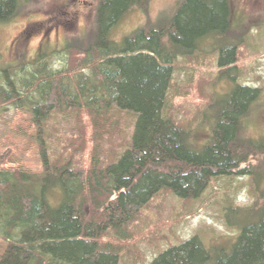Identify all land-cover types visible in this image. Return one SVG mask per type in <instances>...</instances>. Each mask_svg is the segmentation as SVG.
Returning a JSON list of instances; mask_svg holds the SVG:
<instances>
[{
    "label": "trees",
    "instance_id": "16d2710c",
    "mask_svg": "<svg viewBox=\"0 0 264 264\" xmlns=\"http://www.w3.org/2000/svg\"><path fill=\"white\" fill-rule=\"evenodd\" d=\"M149 2L99 0L91 33L68 42L60 71L49 68L46 54L13 82L9 77L21 76L23 68L1 71L8 85L0 84V109L32 114L42 165L39 171L21 164L0 169V238L8 243L1 264H119L120 241L131 238L136 215L162 191L198 199L220 176H253L246 164L264 154V144L242 132L261 90L236 85L230 95L216 97L203 116L211 134L201 146L194 128L163 116L175 64L195 56L206 38L221 39L219 68L236 72L246 39L230 36L231 1L181 0L171 17L114 41L123 18ZM25 6L26 0H0V23ZM114 109L134 116L135 132L123 153L112 149L106 157L107 128L119 133ZM56 115L74 120L60 140L50 125ZM261 188L256 185L251 206L227 203V226L238 232L231 248L208 246L196 235L161 251L151 264H264Z\"/></svg>",
    "mask_w": 264,
    "mask_h": 264
},
{
    "label": "rangeland",
    "instance_id": "374dc122",
    "mask_svg": "<svg viewBox=\"0 0 264 264\" xmlns=\"http://www.w3.org/2000/svg\"><path fill=\"white\" fill-rule=\"evenodd\" d=\"M180 1L150 0L146 10H132L115 27L112 39L121 42L137 29L155 25L162 16L163 19L171 17ZM230 1L233 28L230 36L246 39L238 52L236 72L228 73L219 68L221 39L206 38L195 56L180 58L175 64L163 112L165 118L173 117L185 127L194 128L193 140L198 146L205 144L211 134V124L203 119L209 106L216 97L230 95L236 85L261 90L259 100L244 120L242 135L244 139L264 144V0ZM98 2L26 0V6L15 19L0 23V84L8 85L1 71L23 68L21 76L9 77L11 81L18 80L27 74L31 62L39 59L41 54L49 56L51 70L65 68L67 58L63 51L68 42L91 33ZM113 113L116 117L113 120L119 123V133L107 128L106 133L110 134L106 136L103 148V152H108L106 157H111L109 151L112 149L123 153L122 145L131 142L135 132L136 120L132 114L116 109ZM30 120L32 114L27 111L16 112L12 107L0 109V169H15L21 164L32 171L41 170L39 148ZM82 120L86 125L85 119ZM50 125L59 131L55 136L60 140L64 139L65 130L73 128L74 120L56 115ZM89 133L91 136V130ZM92 137L95 142L96 138ZM47 144L52 148L57 146L50 141ZM88 146L90 152L92 143ZM246 165L254 169L253 176L237 173L220 176L211 181L198 199L183 200L168 191L159 193L136 215L130 226L131 238L120 241L119 264H151L161 251L196 235L208 246L231 248L238 232L227 226L224 210L227 203L243 208L251 206L256 201V185L261 184L264 190V154L250 157ZM107 235L116 240L115 232ZM7 246L8 243L0 238V264Z\"/></svg>",
    "mask_w": 264,
    "mask_h": 264
}]
</instances>
